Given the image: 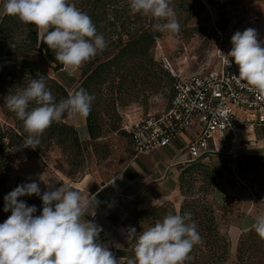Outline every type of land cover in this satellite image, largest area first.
Returning <instances> with one entry per match:
<instances>
[{"label":"clouds","instance_id":"obj_1","mask_svg":"<svg viewBox=\"0 0 264 264\" xmlns=\"http://www.w3.org/2000/svg\"><path fill=\"white\" fill-rule=\"evenodd\" d=\"M129 8L133 13L155 19L156 31L180 32L171 0H129ZM3 13L34 25L38 36L69 75L107 47L91 17L70 0H3ZM231 43L226 57L238 65L237 82H243L257 100L264 102V41L258 39L255 29L247 28L235 32ZM94 99L80 88L57 102L41 76L6 96L5 103L23 122L27 133L23 147L36 149L53 122H60L65 116L87 117ZM31 103L36 106L29 110ZM47 187L41 195L37 182L24 183L4 197V211H11V215L0 223V264H121L108 247L96 242L102 229L85 219L86 215L95 214L94 200L83 198L67 184ZM33 194L42 200L40 215H35V205L28 206L18 199ZM164 203L160 198L161 207ZM260 203L264 204V200ZM189 221L191 213L169 212L140 233L129 227L127 241L135 243L134 256L127 264H185L202 239L195 222ZM251 227L264 240V214L257 215Z\"/></svg>","mask_w":264,"mask_h":264},{"label":"trees","instance_id":"obj_2","mask_svg":"<svg viewBox=\"0 0 264 264\" xmlns=\"http://www.w3.org/2000/svg\"><path fill=\"white\" fill-rule=\"evenodd\" d=\"M70 2L91 17L98 33H102L107 42V47L102 53L82 65L81 80L73 90L74 92L83 88L95 97L90 114L84 117L89 140L93 142L99 139L104 131L100 121L96 119L99 114L98 102L102 101L103 106L109 105L114 112L116 105L125 106L139 96L146 99L150 95L162 93L165 89L169 91L167 97L170 101L174 79L151 55L162 32L154 30L155 22L148 16L133 13L129 8V0H70ZM179 2L183 4L184 0ZM34 54L42 56L51 64L54 72L63 68L55 60L54 52L38 36L34 25L22 23L17 17L3 13L0 16V113L7 124H0V223L11 215V211H4V197L10 192L7 183L9 157L13 153L15 156L22 154L31 158L51 146H56L64 157L80 165L83 151L88 148L79 140L76 128L65 121L67 116L60 122H53L45 130L36 149L23 147L22 141L27 133L24 131L23 122L7 108L5 97L15 94L26 87L32 79L41 76L44 77L47 88L51 90L57 102L69 94L33 59ZM35 106L31 103L29 110ZM117 130V126L108 123L107 131ZM204 159L181 168L177 187L182 202L178 210H175L170 201H165L163 207L158 202L148 209L132 211L123 223L126 233L129 227H134L137 233L147 230L169 212L181 215L191 213L189 222H195L202 239L200 244L193 247L185 264H225L229 254V242L220 231L216 209L209 201V196L213 195L216 187V178ZM235 172L240 176L244 173L256 176L259 172H264V156L245 155L238 158L235 161ZM197 181H200V186L194 190ZM18 199L23 200L28 206L35 205L37 209L35 215L41 214L40 197L33 194ZM256 238L257 233L254 229L240 237L236 256L239 263L252 260L257 256V252L260 256L264 255V241ZM134 243L127 241L123 256L125 260L122 264H127L128 259L134 256ZM258 262H261V259Z\"/></svg>","mask_w":264,"mask_h":264},{"label":"rangeland","instance_id":"obj_3","mask_svg":"<svg viewBox=\"0 0 264 264\" xmlns=\"http://www.w3.org/2000/svg\"><path fill=\"white\" fill-rule=\"evenodd\" d=\"M171 3L180 24V32L178 34L162 32L151 51L154 60L161 64L171 77L173 74L183 78L216 70L219 61L217 51L227 43L229 33L253 28L257 31L258 39L264 41V0H184L183 4L179 0H171ZM2 14L3 0H0V16ZM148 18L157 23L151 16ZM218 31H221L222 37L218 36ZM226 32L228 36H224ZM33 59L68 93L73 92L81 80L82 66L72 70V74L69 75L64 67L54 72L51 64L38 54H34ZM164 91L150 95L146 99L139 96L125 106L116 105L114 112L109 105L105 104L106 107L102 105V101L98 102L99 114L96 119L100 121L104 131L96 141L91 142L89 139L81 141L83 146L86 145L88 148L83 151L80 165L64 157L56 146H51L31 158L22 154L15 156L13 153L9 157L8 189L12 191L18 185L35 181L39 184L41 192L47 191L49 184L59 187L61 183L78 190L86 178H95L98 181L111 179L132 158L130 137L124 128L131 120L142 115L162 113L169 103L167 97L169 91ZM65 121L76 128L79 138L86 134L83 126L84 117L75 119L67 117ZM109 122L117 126L118 130L107 131ZM0 124H7L1 113ZM225 144L227 147L230 144L228 136L225 137ZM234 148L236 149L232 152L230 147L231 154L221 149L219 153L212 154L214 155L212 158L215 159L204 161L215 174L216 187L218 179L227 180L231 186L240 185L252 200L251 208L246 213L243 207L248 201H245L246 198L244 199L240 190L238 191L240 193L230 195L224 201L217 200L214 195L209 196V201L216 209L220 231L229 242V254L225 264H264V255L260 256L259 252L249 261L239 263L236 259L240 237L250 230L246 229L253 224L255 214L264 213V204L260 203L264 200V172H259L256 176L248 173L242 176L236 174L235 161L245 155L238 153L240 150L236 145ZM198 186L200 181L195 182L194 190ZM176 191L173 201H169L175 210H178L182 197L177 186ZM81 195L84 197L82 193ZM252 208L255 212L250 210ZM256 239L261 240L258 235ZM100 242L112 251L106 239ZM259 259L261 262H258Z\"/></svg>","mask_w":264,"mask_h":264},{"label":"built area","instance_id":"obj_4","mask_svg":"<svg viewBox=\"0 0 264 264\" xmlns=\"http://www.w3.org/2000/svg\"><path fill=\"white\" fill-rule=\"evenodd\" d=\"M233 34L229 33L227 43L217 51L216 70L183 78L172 74L175 78L167 108L162 113L142 115L127 124L124 129L131 138L133 158L170 146L194 130L182 149L189 164L219 153L220 143L227 134L232 138L233 152L235 140L242 132H253L264 126V102L257 100L243 82H237L238 65L226 57L232 48ZM218 36L222 37L221 31ZM224 36H228V32Z\"/></svg>","mask_w":264,"mask_h":264},{"label":"crops","instance_id":"obj_5","mask_svg":"<svg viewBox=\"0 0 264 264\" xmlns=\"http://www.w3.org/2000/svg\"><path fill=\"white\" fill-rule=\"evenodd\" d=\"M86 134L80 141L89 139L85 121L83 123ZM77 127V126H76ZM194 130L179 139H176L170 146L149 152L147 155H140L131 158L128 164L111 179L98 181L95 178H86L80 188H77L83 198L94 200V215H86L85 219L99 226L100 231L97 243L103 245L101 240H105L110 245L116 258L123 263L124 247L127 243V233L123 223L126 216L132 211H141L153 207L159 202L160 198L164 201H173L176 195L178 174L182 167L187 165L186 154L182 149L190 141ZM230 144L227 147L225 138L220 143L222 150L231 154V136L227 134ZM225 136V137H226ZM241 141V144H237ZM241 148L238 153L243 155L264 156V126L256 128L253 132L244 131L234 143ZM214 155L207 156L204 160L210 161ZM230 158V157H228ZM114 180V183H111ZM236 183V182H235ZM217 187L213 195L217 200H223L235 193L243 192L245 201H248L245 212L251 208V197L245 189L237 184L231 186L227 180L218 179ZM240 190V192H238ZM252 212L255 210L250 209ZM244 211V210H243ZM91 213V208H89ZM255 214V213H254ZM264 214V213H261ZM257 216V214H255ZM259 215V214H258ZM255 216V217H256ZM255 220H253L254 223ZM252 226V225H251ZM247 227L246 230L252 227Z\"/></svg>","mask_w":264,"mask_h":264}]
</instances>
